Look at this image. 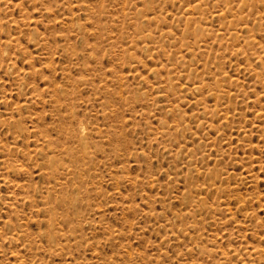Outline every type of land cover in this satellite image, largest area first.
Listing matches in <instances>:
<instances>
[{
  "label": "rangeland",
  "instance_id": "374dc122",
  "mask_svg": "<svg viewBox=\"0 0 264 264\" xmlns=\"http://www.w3.org/2000/svg\"><path fill=\"white\" fill-rule=\"evenodd\" d=\"M0 264H264V0H0Z\"/></svg>",
  "mask_w": 264,
  "mask_h": 264
}]
</instances>
